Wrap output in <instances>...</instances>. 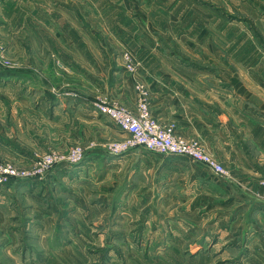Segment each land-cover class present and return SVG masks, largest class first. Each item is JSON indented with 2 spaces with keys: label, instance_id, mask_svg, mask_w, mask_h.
Instances as JSON below:
<instances>
[{
  "label": "rangeland",
  "instance_id": "obj_1",
  "mask_svg": "<svg viewBox=\"0 0 264 264\" xmlns=\"http://www.w3.org/2000/svg\"><path fill=\"white\" fill-rule=\"evenodd\" d=\"M195 2L204 8L205 18L219 19L221 50L228 46L233 52L228 57L222 51L219 59L196 57L190 60L193 65L212 69L214 76L207 78L213 81L264 86V0ZM92 29L93 36H101L98 27ZM224 38H230L229 42ZM125 54L130 55L125 58ZM133 54L130 49L121 52L129 72L135 69ZM19 62L7 56L0 42V86L19 82ZM55 62L64 67L63 59ZM224 67H230L231 73L222 74ZM57 78L64 83L69 80L63 72ZM141 84L147 91L148 112L155 118L149 108V88L138 80L133 81V108L113 102L93 82L92 115L69 107L62 119L57 117L66 109L64 105L54 117L50 103L34 100L27 105L18 91L0 89V211L7 195V212H16L18 219L29 213L33 222L35 212L48 214L43 234L34 228L19 234L21 251L11 250L13 257L0 249V264H41L43 260L50 264H264L258 228L264 218L250 212L242 199L245 179L229 177L221 162L225 173L218 174L199 161L139 144L112 150L113 143L125 141L128 134L98 104L137 113L136 87ZM76 148L81 153L72 159L69 155ZM143 153L180 165L174 174L182 182L175 178L169 191L163 190L162 181L153 179L131 183L132 165L147 162L142 160L147 156ZM197 164L210 173L201 174ZM251 225L257 229L250 231ZM41 236L57 250L46 256ZM4 245L0 240V247Z\"/></svg>",
  "mask_w": 264,
  "mask_h": 264
},
{
  "label": "crops",
  "instance_id": "obj_2",
  "mask_svg": "<svg viewBox=\"0 0 264 264\" xmlns=\"http://www.w3.org/2000/svg\"><path fill=\"white\" fill-rule=\"evenodd\" d=\"M203 9L195 0H0V42L9 58L20 61L19 82L0 89L18 91L27 105L34 100L50 103L54 117L64 105L57 117L62 119L69 107L92 115L93 82L113 102L133 108V81H141L149 88L152 115L175 136L198 141L227 168L229 177L245 179L242 199L250 212L264 218V96L259 95L264 86L213 81L207 78L214 76L212 69L193 65L190 60L196 57L219 59L222 51L228 57L233 52L228 46L221 50L220 21L205 18ZM93 26L101 36H93ZM224 39L228 43L230 38ZM126 49L134 53L132 72L121 60ZM57 58L64 60L63 68L56 64ZM59 72L69 79L67 83L57 78ZM230 73V67H224L222 74ZM143 154L147 162L132 165L134 173L127 178L131 183L153 179L169 191L175 178L182 182L174 174L180 165ZM197 166L201 174L209 172ZM205 181L201 179L202 185ZM4 197L0 240L5 245L0 249L13 257L9 252L20 250L19 234L33 228L43 234L48 214L35 212L39 223L34 218L31 222L29 213L18 219L16 212H7ZM258 228L264 250V223ZM253 229L257 225H251ZM41 239L46 256L57 250Z\"/></svg>",
  "mask_w": 264,
  "mask_h": 264
},
{
  "label": "built area",
  "instance_id": "obj_3",
  "mask_svg": "<svg viewBox=\"0 0 264 264\" xmlns=\"http://www.w3.org/2000/svg\"><path fill=\"white\" fill-rule=\"evenodd\" d=\"M130 55V54H129ZM125 54V58L129 57ZM139 104L137 113H133L123 106L98 104L100 110L106 113L114 122L128 134L125 141L114 142L112 150H124L128 145H142L149 150L160 153L185 156L192 160L204 163L215 173H225L224 166L196 140H186L175 136L169 127H165L151 117L147 109V91L144 86L137 85ZM81 151L72 150L69 157L76 159Z\"/></svg>",
  "mask_w": 264,
  "mask_h": 264
}]
</instances>
